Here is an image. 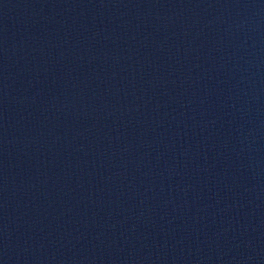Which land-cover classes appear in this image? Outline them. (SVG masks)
<instances>
[{
    "label": "water",
    "instance_id": "water-1",
    "mask_svg": "<svg viewBox=\"0 0 264 264\" xmlns=\"http://www.w3.org/2000/svg\"><path fill=\"white\" fill-rule=\"evenodd\" d=\"M0 264H264V0H0Z\"/></svg>",
    "mask_w": 264,
    "mask_h": 264
}]
</instances>
